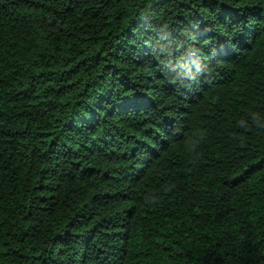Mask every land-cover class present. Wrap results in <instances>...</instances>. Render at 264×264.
<instances>
[{
	"label": "trees",
	"instance_id": "16d2710c",
	"mask_svg": "<svg viewBox=\"0 0 264 264\" xmlns=\"http://www.w3.org/2000/svg\"><path fill=\"white\" fill-rule=\"evenodd\" d=\"M0 264H264V0H0Z\"/></svg>",
	"mask_w": 264,
	"mask_h": 264
}]
</instances>
